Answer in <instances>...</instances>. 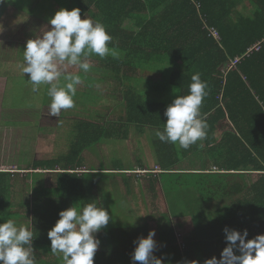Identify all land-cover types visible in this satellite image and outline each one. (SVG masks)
I'll use <instances>...</instances> for the list:
<instances>
[{
	"label": "trees",
	"instance_id": "obj_1",
	"mask_svg": "<svg viewBox=\"0 0 264 264\" xmlns=\"http://www.w3.org/2000/svg\"><path fill=\"white\" fill-rule=\"evenodd\" d=\"M55 7L79 8L81 16L98 9L96 20L105 25L112 37L109 47L119 58L92 54L89 59L99 64L102 79L76 75L92 83L119 80L122 100L114 113L120 119L100 123V115L89 110L98 99L78 85L74 107L63 110L65 118L74 120L67 136L69 153L62 161H37L27 169L25 178L31 183L20 204L14 203L19 176L0 171V223L12 219L18 225H29L34 233L33 250L52 253L47 234L59 212L95 202L108 211L110 220L102 229L101 252L95 254L94 264H139L127 253L134 251L138 237L153 229L154 255L163 264L219 260L227 246L225 227L241 233L247 230L246 239L264 233V44L260 52L246 55L264 40V0H0V30L28 16L49 19ZM123 17L131 25L121 24ZM212 27L220 38L211 34ZM23 66L18 64L9 84L0 86L4 95L0 109L36 108L38 101L50 105V85L41 84L37 91L33 85L27 87L29 76L21 73ZM196 73L208 85L200 109L208 125L203 139L182 150L160 140L154 143L161 159L158 175L143 167L127 170L123 166L111 172L102 168L81 173L83 155L106 138L119 137L121 132L125 136L132 126L162 131L167 106L176 96L188 94ZM190 157H195L198 169L184 168ZM137 171H146V175ZM118 177L122 184L111 187ZM143 179L151 189L159 184L171 215L193 217L196 235L184 250L170 220L161 227H150L144 217L133 213L135 203L128 198L137 189L144 204ZM40 263L62 264L59 259Z\"/></svg>",
	"mask_w": 264,
	"mask_h": 264
},
{
	"label": "clouds",
	"instance_id": "obj_2",
	"mask_svg": "<svg viewBox=\"0 0 264 264\" xmlns=\"http://www.w3.org/2000/svg\"><path fill=\"white\" fill-rule=\"evenodd\" d=\"M51 26L42 35L28 39L23 50L24 66L22 71L28 74V81L37 91L39 85L48 84L51 103L49 115L59 116L61 110L74 107V97L81 78L76 74L64 75L61 83V71L58 63L78 66L83 72L91 68L87 57L92 54L100 58L112 56L119 58V53L109 47L111 35L105 25L89 18L81 19L79 8L68 10L60 8L48 21ZM207 82L200 74L191 76L188 94L178 95L164 112L167 118L163 130L155 131V136L165 143L188 149L206 136L208 127L201 114V105L208 95ZM110 216L102 206L95 202L84 206L78 204L59 212V219L48 231L51 252L62 254L63 264H94V256L100 241L96 237L109 223ZM227 246L221 257L206 259L204 264H264V234L253 239H246L243 233L225 227ZM155 230H150L146 237H138L134 244L132 261L139 264H163L161 258L154 255L156 248ZM34 233L29 225H18L12 219L0 223V264H36L32 243ZM238 242V243H237ZM234 250L239 251V255ZM189 264H199L190 261Z\"/></svg>",
	"mask_w": 264,
	"mask_h": 264
},
{
	"label": "rangeland",
	"instance_id": "obj_3",
	"mask_svg": "<svg viewBox=\"0 0 264 264\" xmlns=\"http://www.w3.org/2000/svg\"><path fill=\"white\" fill-rule=\"evenodd\" d=\"M19 20H12L4 30H0V76L9 75L10 78H13L18 70V64L24 63L23 50L26 41L42 35L44 31L51 28L44 21L25 19L19 23ZM87 62L90 63L91 68L86 73L80 70L78 66L68 65L66 62L57 63L62 75L78 74L74 73L78 70L89 77L102 79L103 74L99 69V64L89 58H87ZM119 84V80L116 79H108L106 82L100 81V83L81 81L82 88L93 92V95L98 99L96 103L90 104L89 110L91 113L97 112L100 115L97 118L100 123L115 122L120 119L114 113L116 103L118 104L122 100ZM0 86L3 88V84ZM29 86L32 88L31 82L27 84V87ZM3 96L1 92L0 98ZM35 107L8 108L4 106L0 113V171L22 173L21 175L17 174L19 176L18 181L14 184L15 204L25 202L28 195L27 186L31 182L25 178L30 172L27 169L32 168L37 161H62L69 153L67 136L74 129V120L69 121L65 118L63 110L59 116H51L48 106L41 105L40 101ZM224 124L226 123L221 126ZM155 131L151 128L139 130L132 126L127 129L125 136H122L123 132H121L119 137L106 138L83 155L84 168L81 173L102 168L111 172L116 166H123L127 170H139L140 167H143L147 172L150 170L154 171L152 173L158 172L161 159L159 146L156 148L154 144L158 143L159 140L155 136ZM168 144L170 146V143H167L166 146ZM161 147L164 149V146ZM179 149L182 150V148ZM194 161L195 157H190L184 163V168L198 169L199 167L194 164ZM208 162L210 163L209 160ZM127 173L130 174L131 172ZM137 173L140 174L139 171ZM142 174L146 175V171ZM118 184H122L121 177L111 181V187ZM142 184V193L145 197L144 204L136 192L139 191L137 189L134 191V196L128 198L130 203H135L132 211L137 217H144L150 227H161L170 220L175 233L178 234L179 245H184L190 237L196 235V225L192 216L175 217L169 213L168 204L163 197L159 184H156L154 189H151L146 179H143ZM31 194L32 197L36 196L32 189ZM163 213L167 216H164ZM95 235L100 241V237L104 234L101 230ZM100 252L101 243L95 254ZM133 252L132 250L129 251L128 257L131 258ZM235 252L237 255L240 254L238 250ZM36 254L43 257L44 260L52 261L53 259L56 262L59 259L63 263L62 254L52 253L46 256L43 249H40Z\"/></svg>",
	"mask_w": 264,
	"mask_h": 264
},
{
	"label": "crops",
	"instance_id": "obj_4",
	"mask_svg": "<svg viewBox=\"0 0 264 264\" xmlns=\"http://www.w3.org/2000/svg\"><path fill=\"white\" fill-rule=\"evenodd\" d=\"M54 10H56V11H58L59 10V8L58 7H55L54 8ZM92 10H94V9H92ZM95 12H88V13H86L85 15H83V16H81V19H84V18H86V16H87V18H89V19H91V20H93V21H97L96 20V11H98V9L97 8H95V10H94ZM54 16V15H53ZM100 17H101V15H100ZM26 19H36V21H44V22H46V24H49L48 23V21H49V19H46V18H44V17H34V16H28ZM120 23L121 24H124V26H125V24H129V25H131L130 23H129V20H127L126 19V17H123L121 20H120ZM4 28H6V27H4ZM4 28H3V30H4ZM127 39V38H126ZM115 40L116 41H118V39L117 38H115ZM122 41V40H121ZM118 43H120V41H118ZM87 58H90V57H87ZM133 61H131V63H132ZM74 73H81V72H79L78 70H76ZM9 80H10V76L9 75H3V76H0V84H3V85H7L8 84V82H9ZM3 109H0V111H2ZM1 113V112H0ZM1 168V167H0ZM13 173H15L16 175L17 174H19V175H21L22 173H16V172H13ZM143 172H140V175L142 174ZM152 173V172H151ZM152 174H154V175H158L159 174V172H156V173H152ZM143 175V174H142ZM18 180V179H17ZM173 229H174V227H173ZM175 230V229H174ZM237 231H239V230H237ZM261 234H263V233H261ZM178 235V234H177ZM258 235H260V234H258ZM257 236V235H256ZM40 249H38V250H35L34 251V255H35V261H36V264H41L40 262H42V261H46V262H54V260L52 259V261H50V260H44L43 259V257H41V256H39L38 254H36L38 251H39ZM50 254H52V253H45V255L46 256H49ZM63 264V263H62Z\"/></svg>",
	"mask_w": 264,
	"mask_h": 264
},
{
	"label": "built area",
	"instance_id": "obj_5",
	"mask_svg": "<svg viewBox=\"0 0 264 264\" xmlns=\"http://www.w3.org/2000/svg\"><path fill=\"white\" fill-rule=\"evenodd\" d=\"M210 31H211V34H212L213 36H215L216 38H220V37H221L220 32L217 31L216 28L212 27V28H210ZM263 44H264V40H262L260 43H257L256 45H253L251 48L248 49V53H247L246 55H249V54L255 52V50H256V52H260V50L263 48ZM238 61H239V60H238ZM180 245H181V244H180ZM181 246H182L183 250H184L185 247H186L185 244H184V245H181Z\"/></svg>",
	"mask_w": 264,
	"mask_h": 264
}]
</instances>
